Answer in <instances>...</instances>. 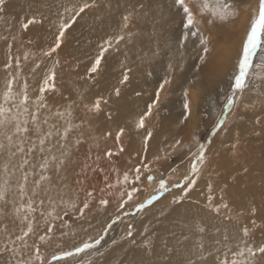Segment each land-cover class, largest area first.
I'll return each mask as SVG.
<instances>
[{
    "label": "bare ground",
    "instance_id": "obj_1",
    "mask_svg": "<svg viewBox=\"0 0 264 264\" xmlns=\"http://www.w3.org/2000/svg\"><path fill=\"white\" fill-rule=\"evenodd\" d=\"M162 1L152 0L150 11H158ZM91 2L5 0L0 12V108L4 109L0 114L4 122L0 124V248H8L0 254V264H10L7 260L36 246L49 251V257L71 252L96 242L109 225V233L94 248L56 264H231L233 259H244L236 253L246 243L257 245L259 240L236 232V214L254 217L248 210L253 206L250 195H261L264 186L249 191L244 185L246 169L240 162L232 168L231 160L228 168L220 167L215 174L212 162L203 168L200 178L199 170L188 180L185 174L189 155L200 145V130L210 126L223 107L221 98L237 71L234 61L258 0L242 3L246 13L239 30L229 38L234 41L224 43L215 33L207 36L211 51L201 75L205 84L214 87L210 97L199 99L195 89L200 85L188 84L195 63L187 54H197V60L202 45L178 48L173 37H177V20L170 16L164 20L157 13L162 22L154 23L152 15L137 5V9L126 7L131 9L126 14L139 20L121 29L124 38L118 43L119 53L103 56L100 68L80 86L77 68L97 42L108 45L105 39L93 40L91 10L79 12ZM187 2L193 10L207 8L199 7L197 0ZM200 13L198 18H207ZM142 16L149 23H142ZM32 18L36 22L24 28ZM62 23L70 27L64 30L60 47L48 55ZM44 26L51 37L44 36ZM146 56L152 59L154 71ZM125 72L129 80L121 83ZM52 73L54 79L46 85ZM165 78L170 83L164 85L158 107L145 121V128L153 133L145 150L146 131L136 124ZM184 87L190 89L194 114L180 125ZM251 90L249 86L240 95L250 99ZM98 100L99 110L95 107ZM17 125L28 131L17 132ZM121 128L124 132L117 140ZM192 137L194 144L189 143ZM177 139L180 145L175 144ZM162 180L172 185L169 191L133 215L137 205L155 195ZM192 180L194 185L189 183ZM178 181L181 184L173 187ZM29 216H36V221L28 222ZM67 216L72 218L70 225ZM53 224L58 226L57 234L49 233Z\"/></svg>",
    "mask_w": 264,
    "mask_h": 264
},
{
    "label": "rangeland",
    "instance_id": "obj_2",
    "mask_svg": "<svg viewBox=\"0 0 264 264\" xmlns=\"http://www.w3.org/2000/svg\"><path fill=\"white\" fill-rule=\"evenodd\" d=\"M97 1V2H96ZM102 3H101V2ZM142 4L138 3V0H92L89 7H87L88 10H91V14L93 19L90 22L91 31L96 34V36L93 38V40H101L105 39L107 42H111L110 45L108 43L104 44L102 42H97L96 45L90 50L88 58L86 59L85 63L80 67L77 68V75L76 79H79V85L85 86L86 76H89L91 78V74L93 72H90L91 67L95 63V60L100 55L101 51H103L105 48L107 51H103V56L109 55L112 53H119L120 46L119 41H117V37L121 36V29H125L128 27H132V23L139 20L134 19L133 17L128 16L126 14L131 9H144L147 13H150L152 15V21L155 22H162L161 19L157 16V13L162 14L164 20L167 19L168 16L171 17V19L177 20V37L173 36L175 39V42L177 44L178 48H181V40L183 39V33L185 29L183 28V23L185 20L184 13L182 11V8L174 5V0H163L160 6V9L158 11H150L151 7L150 3L154 5L152 0H140ZM201 3L198 4L199 7L203 6L205 4V0H197ZM245 0H231V2L239 9V14L236 19L231 21L230 23H221L218 20H216L214 17H212L211 12L213 9V6L215 4V0H206L207 8L203 11H199L198 13H195L196 15V21L197 25L196 28H193L192 31H198L197 36H192L189 34L187 40H184L182 47H187L195 45V43L200 44V34H203L204 36L209 35H220V38H223L222 40L224 43H228V41L231 43L234 41L232 38L233 33L235 30H239L238 25L241 21V18L245 15L244 11V5L242 3ZM187 2V0H186ZM100 4L101 7H98L97 5ZM146 3V4H144ZM187 3H191L193 7L197 8V4L188 1ZM139 4V5H138ZM136 5L138 6L137 8ZM143 5V7H140ZM145 6V7H144ZM147 6V7H146ZM189 6V5H188ZM126 7H132L131 9L127 10ZM190 7V6H189ZM202 7V8H203ZM156 8V7H155ZM205 8V7H204ZM193 12L197 10L191 9ZM202 12L207 15V18L200 19L198 18V14ZM201 14V13H200ZM99 15L100 17H98ZM128 16L129 19L127 22H125L124 17ZM145 19V21H143ZM208 19H213L214 23L212 25H209L207 23ZM99 20L101 22H99ZM163 20V21H164ZM202 20V21H200ZM141 22L146 24L147 22L145 16H142ZM125 23H127L128 27H125ZM95 27L97 29H95ZM43 34L46 37H51L53 34H49V29H47V26L43 27ZM219 38V39H220ZM195 40V42H193ZM243 45V42L241 44V47ZM130 46H133L130 44ZM260 52V54H259ZM151 54L149 52H146V55ZM259 54V55H258ZM188 58H190L192 61L194 60V63L197 62L195 55L187 54ZM103 56L100 57V65L98 66V69L100 68L102 64ZM184 56V55H183ZM146 63H149V68L151 71H154L152 69L151 61L148 60V57L146 56ZM136 60V59H135ZM143 60V59H142ZM208 61V60H207ZM235 67H237V58L236 61H234ZM187 67V65H186ZM127 70V69H126ZM238 71V67H237ZM235 75V74H234ZM232 84L229 87V89L226 91V93L221 98V105L223 106L219 115L216 116V120L210 125L207 126L204 130H200V137L198 140V144H204L205 145V157L208 154V159L205 160L203 163H198L195 161V156L198 154L199 145L198 148L189 155V173L185 174L186 180H188L195 172H193L192 165L195 163L197 169L200 171L198 178L202 175L203 168H207V166H210L212 162V166L214 167V170L212 171V174H215V171H219L220 167L226 166L228 168V162L231 160V164L234 167H237L239 165V162L241 163L242 167L246 169L247 178L245 180V187L252 191V189L258 187L264 186V43H262L261 47L257 49L256 54L252 58V67L249 69L248 76L245 80V87L243 89H237L235 93H233V85L235 83L234 77L231 78ZM249 81L250 84L247 85V82ZM251 86V97L250 99L248 97L243 98L240 93L243 92L244 89L248 90V87ZM229 92V93H228ZM232 97L234 100V103L228 108L225 109V105L228 102V98ZM245 109V110H244ZM242 111L245 113H242ZM254 118V119H253ZM223 119V123L217 127L218 121ZM256 124V125H254ZM230 142H229V140ZM228 142L226 145L225 143ZM189 143L194 144L195 138H190ZM222 145V146H219ZM223 147V149H222ZM220 154L222 157H220ZM233 160H232V159ZM235 160V161H234ZM214 162V163H213ZM215 165V166H214ZM238 173L236 172L235 175ZM234 177V173H233ZM171 178V177H170ZM169 178V179H170ZM168 179V180H169ZM184 180V181H186ZM253 181V182H251ZM164 182V187L161 188V182L158 186V189L155 191V195L152 196L147 202L139 204L136 206V208L133 210V215H135L137 212L142 211L147 205H150L152 201L155 199L161 197L165 193H167L170 189V185L166 184V180H162ZM176 183V184H175ZM173 184L174 186H179L181 183L180 181L175 182ZM254 183V184H253ZM256 184V185H255ZM168 186V187H167ZM203 197H200V199ZM154 199V200H153ZM250 199L253 202V206L256 207L257 211L254 217H247V213L243 214H236L238 218L235 220L237 221L236 226V232L242 237L244 236L243 229L247 227L249 229V235L246 237L250 240H259L258 244L264 243V187L262 190L261 195H254L253 193L250 195ZM252 204V203H251ZM140 205H145L143 208H140ZM258 205H261V208L258 207ZM252 206V207H253ZM250 207L249 213H251ZM132 213H130L132 215ZM124 219L127 218V215H124ZM41 216H38V221L40 222ZM260 219V220H259ZM31 220L36 221V216L31 217L29 216L27 218V221L30 222ZM66 222L69 223V225L72 222V218L70 216H67L65 218ZM255 220V225H253L252 221ZM19 221V219H18ZM40 228V227H39ZM110 227L106 230V234L109 233ZM51 234H57L58 233V226L56 224H53L51 226L50 232ZM105 233L101 236L102 239L105 237ZM98 238L99 241L102 239ZM260 237V238H259ZM92 244H96V242H93ZM222 248V247H221ZM56 250L57 248L54 247ZM53 250V251H55ZM221 249H219L220 251ZM53 251H50L51 253ZM49 252V251H48ZM40 249L39 247H35L33 250H29L27 253H21L20 256L10 258L7 260V263L10 264H17L18 261H22L23 264H56L57 261L52 260V257H49V253ZM75 253V250L71 251ZM61 254V253H60ZM56 254V255H60ZM37 256L40 257V259H37ZM76 256L75 254L67 258H72ZM49 257V258H48Z\"/></svg>",
    "mask_w": 264,
    "mask_h": 264
},
{
    "label": "snow or ice",
    "instance_id": "obj_3",
    "mask_svg": "<svg viewBox=\"0 0 264 264\" xmlns=\"http://www.w3.org/2000/svg\"><path fill=\"white\" fill-rule=\"evenodd\" d=\"M174 2L176 6L182 8V11L185 16V20L183 23V28L185 29V31L183 33V39L181 40V47H182L184 40H187L189 34H191L192 36H197L199 30L192 31L193 28H196L197 21H196V16L194 15L193 11L186 3V0H174ZM4 3H5V0H0V12L3 11ZM87 7H89V5L85 4L83 7L79 9V12H83L85 8ZM140 7H143V5H141ZM204 7H207L206 0H205ZM238 14H239V9L231 2V0H215V4L211 12L212 17H214L216 20H218L222 24L230 23L231 21L237 18ZM76 15H79V13H76ZM128 19L129 17L126 15L124 17L125 22H127ZM74 20H75V17H73V22ZM35 22H36L35 18L29 19L27 23L23 24V27L27 28L29 24H32ZM207 23L209 25H212L214 23V20L208 19ZM124 26L127 27V23H125ZM68 27H70L69 23H62L60 25V32H59V35L56 37L55 46L52 49H50L49 53H47L48 55H50L51 52L56 51V49L60 47L62 38L64 36V30L67 29ZM123 38H124L123 36L117 37V41L122 40ZM108 43L110 45L111 42L109 41ZM262 43H264V0H258L257 6L252 10L251 17L247 24L246 38L243 41L242 49L240 50L238 57H237L238 71H235V75H234L235 83L233 85V93H235L237 89H243L245 87L246 77L248 76L249 69L252 67V58L256 54L257 49L261 47ZM200 44L202 45V52L201 54L198 55L197 62L194 64L192 68V71H191L192 79L188 81V84L190 86L200 85V87H197L195 89L197 99L205 95L207 97H210L211 90L214 87V84L212 83L205 84L204 78L201 75L202 68L205 66L208 60L207 54L211 51V48L209 47L210 41L203 34H200ZM103 51H107V49L105 48ZM103 51H101L100 55L95 60V63L90 69V72L94 73L98 70V66L100 65V62H101L100 57L103 56ZM150 74L151 73H149V75ZM208 74L213 80L216 79V77H212L211 69L208 70ZM54 75L55 74L52 73V75L48 79L45 80L46 85L48 84L50 79H54ZM128 80H129L128 73L125 72L123 79L121 80V83H124ZM168 83H170V80L168 78H165L163 83L160 84L159 88L155 92V99L152 100V102L147 105V110L139 117V120L136 124V127L138 129H145L146 131V135L144 138L145 150L147 148L148 140L151 139L153 136V133L150 130H147L145 128V121L148 117L152 115L153 109L158 107L160 103V93L164 89V85ZM41 91L42 92L44 91L43 87L41 88ZM115 93L117 96L120 95L119 88L115 90ZM136 95L139 96L140 93L137 92ZM6 97H7V94H6ZM189 97H190V89L189 87H184L182 91V112H181V119L179 121L180 125L188 121L189 117H191L194 114L193 107H192V100ZM233 103H234L233 98L229 97L227 104L224 106L225 109H228ZM95 107L97 110H99V100L96 102ZM196 107H197V112H199V105H197ZM3 111L4 109L0 108V114H2ZM3 123H4L3 121H0V124H3ZM222 123H223V119L218 121L217 127H219ZM21 130L25 132L28 131L27 128L21 129L20 126L17 125V132ZM123 132H124L123 128L119 129L117 136H116L117 140H119L120 135H122ZM11 139H12L11 136H9L8 140L11 141ZM43 143L44 141L41 140V144ZM175 144L180 145L181 140L177 139L175 141ZM0 147H3V145H0ZM20 150L23 151V149H20ZM109 155H111V153H109ZM155 159L158 160L159 157L157 156L155 157ZM204 160H205V145L200 144L198 154L195 156V161L198 163H203ZM191 170L193 172L198 171L195 163L192 165ZM137 172H139V169H137ZM42 179H44V177H42ZM125 179H127V176H125ZM137 179H139V176H137ZM149 179H151V177H149ZM189 183L194 185L195 181L192 180V181H189ZM160 186L161 188H163L164 182H161ZM2 198H3V192L0 191V199ZM129 198H131L130 194H129ZM101 203L106 204L107 201H101ZM144 206L145 205H140L139 207L143 208ZM224 206L227 207V205H224ZM84 207L85 208L88 207L87 203L84 204ZM256 211H257L256 207L253 206L251 209V213L253 216L256 214ZM252 223L253 225H255V220H253ZM109 227H111V225H109ZM29 231H31V228H29ZM201 231H203V229H201ZM243 233H244V236L247 237L249 235V229L245 227L243 229ZM128 235L131 236L132 232L129 231ZM43 239L44 237H41V240ZM99 242L100 241L97 240L96 244H98ZM94 247H95V244L84 243L82 247H77L75 249V253L70 252V251H64L60 255H53L52 260L60 261L65 257H70V256H73L74 254L79 255L81 252H84L85 249L94 248ZM6 251H8L7 246L0 248V254ZM236 254L239 255L240 257H244V259L240 261L233 259L231 261V264H264V243H261L259 245H251V244L246 243L244 249L239 251ZM37 259H40V257L37 256ZM17 264H23V262L18 261ZM188 264H193V262L189 261ZM221 264H228V262L223 261L221 262Z\"/></svg>",
    "mask_w": 264,
    "mask_h": 264
}]
</instances>
